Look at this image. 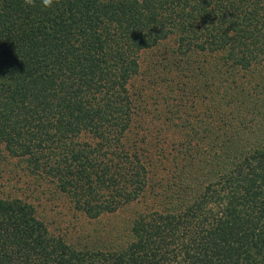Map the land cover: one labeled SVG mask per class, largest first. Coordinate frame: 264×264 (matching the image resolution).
Listing matches in <instances>:
<instances>
[{"label":"trees","instance_id":"1","mask_svg":"<svg viewBox=\"0 0 264 264\" xmlns=\"http://www.w3.org/2000/svg\"><path fill=\"white\" fill-rule=\"evenodd\" d=\"M164 50L170 57L157 60L162 72L178 71L184 82L204 79L200 89L211 91L206 102L211 114L202 122L209 127L207 122L218 113L215 118L222 120L224 146H234L237 152L230 168L218 162L213 181L205 187L202 183L193 199L192 187L178 175L194 158L208 159L213 151L204 153L203 148L201 154L199 147L204 145L201 136L195 138V129L184 130L185 122L173 121L172 110L159 112L144 128L151 133L157 128L159 134L170 123L180 125V137L174 141L181 145L182 154L168 157L162 147L160 153L170 162L162 165V172L151 171L155 166L151 168L154 163L146 156L145 135H136L143 126L136 124L139 111L132 109L134 99L125 86L138 71L136 60L141 54ZM194 51L206 53L204 59L214 58L208 67L197 65L198 74L189 55ZM261 54L264 0H58L51 8L41 7L40 0L33 7L24 0H0V140L7 134L4 131L23 129L16 113L30 105L37 119L31 121L30 127L37 126L32 137L39 148L31 157L36 167L56 176L60 190L87 184L85 190L95 201L93 194L108 188L105 181L109 180L111 201L108 198L99 206L88 198L89 206L81 205L91 216L111 203L145 198V185L151 184L152 176L162 188V197L153 204L144 199L146 203L134 214L128 244H118L116 251L107 254L77 248L47 230L28 203L16 197L0 199V264H264V112L256 100H248L246 107L241 102L231 107L233 89L245 84L239 81L243 76L236 75L238 69L255 75L246 85L255 94L263 93L264 72L259 66L255 69L262 64ZM52 66L61 70L57 78L45 75L44 70ZM157 99L151 98L154 104ZM222 102L231 108L230 116ZM140 106L146 108L145 103ZM120 114H125L128 130L132 129V153H127L120 137L126 132L117 120ZM83 134L112 139L115 147L98 154L92 142L80 139ZM241 135L255 142L256 149L241 148ZM30 146L24 142L21 149L27 152ZM64 160L67 165L78 161L80 166L98 167L103 174H85L81 183L70 168L62 170ZM111 166L115 173L109 178L106 167ZM165 178H174L182 189L190 188L187 206L181 205V195L163 193Z\"/></svg>","mask_w":264,"mask_h":264},{"label":"rangeland","instance_id":"2","mask_svg":"<svg viewBox=\"0 0 264 264\" xmlns=\"http://www.w3.org/2000/svg\"><path fill=\"white\" fill-rule=\"evenodd\" d=\"M198 3L201 4L203 2ZM190 11L191 9L188 7V13ZM162 52L164 53L161 54ZM162 55L170 57V52H166V50H164L159 54H141L136 60L138 71L128 79L125 86L130 92L129 95L134 99L132 109L139 111V114L136 115V124L141 123L143 126L136 131V135L137 138L145 135L146 140L143 143L147 144L146 146L148 147L146 156L149 157L151 164L154 163L151 168L155 166L151 169V171L153 170L155 172L157 170V172H162V165L170 162V160L165 159L166 156L164 157L162 153H160V149H162V147L165 150V154H168V157L178 153L182 154L181 145H175L176 141H174V139L180 137V125L173 126L170 123L165 127L166 129L159 134L156 133L157 128L153 129L152 133L149 132L148 129L144 128L146 122L155 120L159 112L163 115L162 112L172 110L171 113L174 115L173 121L182 123L185 122L184 130H187L189 127L195 129V138L201 136L204 145L199 147L201 154L203 148H206L204 153L213 151L214 155L208 159L203 157L194 158L189 166L185 167L183 172L178 175L179 178L185 179V184H190V188L192 187L189 196L193 199L197 192H199V186L202 183L205 187V185L209 186L210 182L213 181L212 173L213 170L216 169L218 162L220 165H222L223 162H226L227 167L230 168V164L233 162L231 159L233 158L232 155H235L237 152L236 148H233L234 146L230 148H228V145L224 146L225 137L221 135L223 128L220 126L222 120L220 118H215L218 117V113L214 114L213 120L207 122L209 127L205 128L204 122H202L205 115L208 116L211 114V111L208 110V103H206L208 94L211 91L210 89H200V83H205L204 79L202 78V80H196L192 78L184 82L182 79H179L180 75L178 71L166 69L162 72V65H158L157 63V60L160 59ZM189 55L193 58V61H195L194 70L197 74L198 72L195 68L197 65L200 67H208V65L214 61L212 55L210 57L206 56V59H204L206 53L200 54L194 51L189 52ZM261 57L264 58L262 54ZM263 62L264 59L262 60V64L259 63L260 65H257L255 69L259 66V69L264 72ZM152 64H154V66ZM149 65H151L152 68L148 67ZM153 69L155 72L153 73L154 77L151 73V70ZM44 71L46 72L45 75L47 77L50 76L54 78H57L61 72L57 66L48 67ZM189 73H191V70ZM236 75L243 76V78H240L239 81L242 83L245 80V84L243 88H239V86L233 89L234 92L232 97L235 101L232 102L231 107H236L237 104L241 105L239 102L243 103V106L246 107L247 103H249L248 100L250 102L256 100L258 103L257 106L260 107V112H264V104H261L264 101V90L262 93L261 88H259V92L261 93L255 94L254 89L249 88L246 85L247 79H255L256 76L247 74L240 69H238ZM165 78H167V81ZM151 79L157 80V82L150 81ZM176 84L179 86L175 87ZM142 89L145 90L142 92ZM139 94L141 95L138 96ZM155 97L158 98L156 101L157 104H154L151 100V98ZM205 98L206 100H204ZM239 99L242 101H238ZM142 103L146 104L147 109L140 106ZM221 104L222 109H225V112L228 116H230L229 110L231 108L227 107V105L223 102ZM29 106L30 105L26 104L25 107H21L16 113V117L19 119V122H24L23 129L20 131H18V128L15 130L4 131L7 132V134L4 139L0 140V199L12 200L16 197L21 203H28L34 211L32 212L34 217L38 220H43L47 230H50L54 234L63 236L67 242L77 245V248H92L93 250H102L105 254H107L108 251H116L115 248L118 244H128L127 241H130L132 238L129 227L131 220L136 211L141 209L146 203L144 202V199L151 202L150 204H153L157 201L156 197H162V188H160V185L156 182L158 179L153 181V176L149 179L151 184L145 185V198L137 196V198L131 201H121V203L115 202L114 205L111 203V206H109V208L105 211H101L100 209L98 214L95 216H91L90 214L88 215L86 208H81V205L84 204V206H86L88 203L87 206H89L90 199L92 203L95 202L99 206L108 202V198L111 201L110 194L107 195V193H109L108 188L110 186L109 180L105 181V183L108 184V188L103 187L101 189V193L93 194L95 201H93V197L89 196L87 190H85V186L87 184L82 186L78 183L80 187L75 190L72 189L73 191L67 190L64 192L60 190V182L56 179V176L44 173L47 172L46 169L41 170L40 167H36L38 164L31 157V153H36L39 148L37 147L38 142L36 143L35 139L32 137L37 129V126L34 128L30 127L31 121L35 122L37 119L33 116L34 111ZM176 106H179L177 113L174 110ZM243 110L245 113L246 110ZM117 120L120 124L124 123L126 127V132L120 137L124 138L122 143H124V146L129 150L127 153H132L134 150L131 145L133 134L132 129L128 130V122L127 118H125V114H120V116L117 117ZM234 121L238 122L237 119L233 120V122ZM20 125L22 126V124ZM177 131L178 133H176ZM244 136H246L245 133ZM244 136L241 137L242 140L239 142L241 148L245 150H250L252 148L256 149V143L252 142L249 137L248 139ZM80 139L82 141L84 139H88V141L92 142V148H97L95 151H97L98 154L101 153L105 155L108 152H111L115 147L114 142L111 145L112 139L102 141L98 137L92 138L90 134H83ZM24 142L31 145L27 152L26 150L21 149V145ZM186 146L188 147V144H186ZM41 147L42 145H40V148ZM118 149L119 152H121V147L118 146ZM184 149H186V147H184ZM183 155L186 156L184 152ZM158 159L159 161H157ZM82 160L83 159L80 161ZM63 162V166L61 167L62 170L66 171L70 168L71 175L76 177V180L81 183L85 174H91L93 176H97L98 173L103 174L102 169L98 167L88 168L86 165L80 166L77 164L78 161L75 163L73 162L70 165H67L66 160ZM171 167H173V165H171ZM106 169V175L109 178H112V175L115 173V171H113L114 168L111 166L106 167ZM176 170H181V166ZM179 178L175 177V180L182 183L183 180ZM163 182L166 184H164L165 190L163 193L167 192L173 196L181 195L184 200L181 201V205L183 206H187L190 203V201L185 198V195L188 193L190 188L186 187L182 189L177 186L174 183V178H165ZM93 185L96 186L97 183L93 182ZM168 185L169 188H167ZM70 188L71 187H69V189ZM154 188H156L157 193H155ZM88 198L89 200L87 201ZM256 229L258 230V227H256Z\"/></svg>","mask_w":264,"mask_h":264},{"label":"clouds","instance_id":"3","mask_svg":"<svg viewBox=\"0 0 264 264\" xmlns=\"http://www.w3.org/2000/svg\"><path fill=\"white\" fill-rule=\"evenodd\" d=\"M58 0H40V5L43 8H51L54 3H57ZM26 6L33 7L36 5V0H24Z\"/></svg>","mask_w":264,"mask_h":264}]
</instances>
